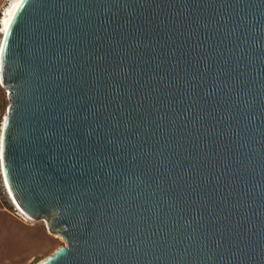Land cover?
Masks as SVG:
<instances>
[{"label":"water","instance_id":"95a60500","mask_svg":"<svg viewBox=\"0 0 264 264\" xmlns=\"http://www.w3.org/2000/svg\"><path fill=\"white\" fill-rule=\"evenodd\" d=\"M3 47L42 264H264V0H24Z\"/></svg>","mask_w":264,"mask_h":264},{"label":"crops","instance_id":"0c3cea01","mask_svg":"<svg viewBox=\"0 0 264 264\" xmlns=\"http://www.w3.org/2000/svg\"><path fill=\"white\" fill-rule=\"evenodd\" d=\"M1 112L0 88V118ZM51 235L43 221L22 222L10 208L0 205V264H33L49 251Z\"/></svg>","mask_w":264,"mask_h":264},{"label":"bare ground","instance_id":"6f19581e","mask_svg":"<svg viewBox=\"0 0 264 264\" xmlns=\"http://www.w3.org/2000/svg\"><path fill=\"white\" fill-rule=\"evenodd\" d=\"M19 3V0H9L8 4L6 5V7L3 9V14L0 15V27H1V38H0V44L4 43V39L5 36L8 32L9 29V25H8V21L9 19L13 20V16L12 13L15 10V6ZM21 5V4H20ZM17 12V11H16ZM0 60H1V55H0ZM3 86V83H2ZM7 119V110L5 111V113L3 114L2 118H1V124H0V137H2L3 133L2 130L4 129L5 126V122ZM0 162L2 165V139H0ZM8 187V186H7ZM9 194H10V198L12 199V201L18 206V208H20V206L18 205V203L16 202V200L14 199V197L12 196V193L10 192L9 188H8ZM52 234V233H51ZM54 237L56 238H60L59 235H55L53 234ZM48 257V256H47ZM46 257V258H47ZM41 259L33 264H42L43 261L46 259Z\"/></svg>","mask_w":264,"mask_h":264},{"label":"rangeland","instance_id":"374dc122","mask_svg":"<svg viewBox=\"0 0 264 264\" xmlns=\"http://www.w3.org/2000/svg\"><path fill=\"white\" fill-rule=\"evenodd\" d=\"M7 2H8V0H0V13L6 7ZM0 38H1V35H0ZM0 88H1V106H2L1 118H2L3 114L5 113V111L7 109L8 97H7V94L5 92V89L2 88V87H0ZM1 118H0V121H1ZM3 190H4V188L2 187L1 182H0V191H1V194L3 193ZM6 196H7L6 193H5V195H2L1 200H2L3 204L6 207L10 208ZM65 244H66L65 240L61 236H60V238H56V237H53L51 235V241H50V249H49V251L47 253L39 256L35 260V262H37V261H39L41 259L46 258L47 256L51 255L56 249H58L59 247L65 245Z\"/></svg>","mask_w":264,"mask_h":264},{"label":"built area","instance_id":"2783aa9c","mask_svg":"<svg viewBox=\"0 0 264 264\" xmlns=\"http://www.w3.org/2000/svg\"><path fill=\"white\" fill-rule=\"evenodd\" d=\"M7 4H8V2H7ZM0 14L1 15L3 14V10L1 11ZM0 35H1V27H0ZM0 87L4 88V86H2L1 79H0ZM5 92H6L7 97H8L9 91L7 89H5ZM0 124H1V121H0ZM0 182H1L2 187L4 188L2 194H1V191H0V205L5 206L3 204V202H2V200H1V197H2V195H5V193H6V195H7L6 197H7V201L9 203V206H10V210L16 215V217L19 220H21L22 222H25V223H29V224H32V223L36 222V220L32 219L25 212H23L21 210V208H18V206L10 198V194H9L8 187H7V184H6V181H5V177H4V174H3V168H2L1 162H0Z\"/></svg>","mask_w":264,"mask_h":264},{"label":"snow or ice","instance_id":"6c2138e0","mask_svg":"<svg viewBox=\"0 0 264 264\" xmlns=\"http://www.w3.org/2000/svg\"><path fill=\"white\" fill-rule=\"evenodd\" d=\"M23 2H24V0H19V3L15 6V10H14L13 13H12L13 18H14L15 15H16V11L19 10L20 4H22ZM11 24H12V19H9V21H8V25L10 26ZM3 51H4L3 44H0V55L3 54ZM0 139H2V137H0Z\"/></svg>","mask_w":264,"mask_h":264}]
</instances>
